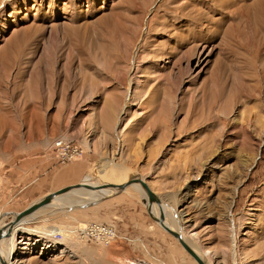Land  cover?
<instances>
[{
  "label": "rangeland",
  "instance_id": "rangeland-1",
  "mask_svg": "<svg viewBox=\"0 0 264 264\" xmlns=\"http://www.w3.org/2000/svg\"><path fill=\"white\" fill-rule=\"evenodd\" d=\"M107 165L207 264H264V0H0V224ZM77 193L20 225L62 238L19 264H197L139 185Z\"/></svg>",
  "mask_w": 264,
  "mask_h": 264
},
{
  "label": "water",
  "instance_id": "water-1",
  "mask_svg": "<svg viewBox=\"0 0 264 264\" xmlns=\"http://www.w3.org/2000/svg\"><path fill=\"white\" fill-rule=\"evenodd\" d=\"M130 185H139L146 197L147 200L144 198L143 202L148 205V212L150 216L170 235H172L178 242L179 244L183 247V249L197 262V264H206V262L197 254V252L182 238V236L175 230L174 228L168 226L164 221H165V214L161 208V202L159 198L156 196V194L150 189L149 185L147 182L142 179L139 176H131L127 178L126 181L120 183V184H113V183H108L106 186L101 185V184H90V183H85V182H78L75 184H70L64 187H61L55 191L49 192L46 195H44L41 199L37 200L36 202H33L23 210L16 212V213H11L12 218L6 222H4L0 226V241L6 238H11L13 236V233L15 232L14 229L18 227L21 223H23L24 219L32 213H34L36 210H38L41 207H44L52 202V200L58 196L62 195L65 193H68L69 191L75 190V189H83L86 191H96L100 192L103 189H109V193L113 191H122L124 190L127 186ZM108 195V194H105ZM101 197H104L101 196ZM155 204L158 207V215L154 216L151 212V205ZM9 215V214H8ZM2 216H0V219ZM15 229V230H16ZM16 239L17 241L20 238V231L16 230ZM24 242V241H23ZM14 260V256H11L10 262ZM0 264H10L8 263L3 257L0 252Z\"/></svg>",
  "mask_w": 264,
  "mask_h": 264
},
{
  "label": "bare ground",
  "instance_id": "bare-ground-1",
  "mask_svg": "<svg viewBox=\"0 0 264 264\" xmlns=\"http://www.w3.org/2000/svg\"><path fill=\"white\" fill-rule=\"evenodd\" d=\"M255 4V3H254ZM252 5V4H251ZM243 7H244V9H243ZM243 7H241L240 9V13L238 14V13H235V12H231L230 14L236 19V20H238V26L243 22V21H245V22H247V20H248V17H249V13H250V11L252 12V8L253 9H255L254 7H253V5L252 6H243ZM229 14V15H230ZM203 61L202 60H199L198 61V63L196 64V66L198 65V64H200V63H202ZM136 67L133 65L132 66V68L131 69H135ZM133 74H134V72H133ZM133 90V86H131L130 87V89L127 91V96L129 97L130 96V92ZM131 95H132V93H131ZM131 100V99H130ZM127 105V104H126ZM125 106V105H124ZM125 111V107L121 110V112L123 113ZM121 123V119H119V123L118 124H120ZM107 166H109L108 168V171H101L100 172V174L102 175V176H104L107 180H108V182H106V183H104L103 185L104 186H106L108 183H113V184H120V183H122V182H124V181H126L127 180V172H128V170H126V168L125 167H123V166H120V165H107ZM106 166V167H107ZM105 167V168H106ZM106 170V169H105ZM104 173V174H103ZM113 177H115V178H113ZM92 184H94V182L92 183ZM102 185V184H101ZM134 186H138V185H134ZM81 190H83V189H75V190H72V191H69L68 193H65V194H62V195H58V196H56L52 201L54 202V201H60V200H62V201H69L70 200V196L71 195H77L78 193L77 192H80ZM139 190H141V189H139ZM86 191V190H85ZM89 192V194H87V197L89 198L88 200H92V201H94V200H98V199H100L101 198V196H103V195H105V194H108L109 193V189H103V190H101L100 192H96V191H88ZM96 195V196H95ZM80 200V199H79ZM80 201H84V200H80ZM161 208H162V210H163V208H167L166 207V205H162V203H161ZM40 209V208H39ZM36 212V211H35ZM34 212V213H35ZM38 212V211H37ZM151 212H152V214L154 215V216H157L158 215V210H156V208L154 207V204H152L151 205ZM164 212V211H163ZM34 213H32V214H34ZM165 214V213H164ZM31 216V215H30ZM166 217V216H165ZM26 218H28V217H26ZM168 226H170V227H172V228H174L173 227V224H171V222H169V221H167L166 220V218H165V221H164ZM3 224V222L0 224V226ZM21 225H22V223H21ZM21 227V226H20ZM20 227H17V228H20ZM16 229V228H15ZM15 229H14V231H15ZM21 229H22V227H21ZM28 231L31 233L32 231L31 230H29L28 229ZM16 232V231H15ZM28 233V232H27ZM48 233V232H47ZM49 233H54V232H49ZM179 234L182 236V238L184 239V240H186L185 239V237H184V235L181 233V232H179ZM42 235H44V234H42ZM14 237V236H13ZM9 238L10 239V244H11V246L13 247V246H15V244H14V242H13V240H14V238ZM186 242H187V240H186ZM3 240L2 241H0V252H1V254H2V257L8 262V263H10V264H12L11 262H10V258H11V256H12V247H8V249H7V253H5V251L3 250ZM237 244H236V242H235V240L233 239V247H235ZM198 252V251H197ZM204 261H205V259H204V256L203 255H201V254H199V253H197ZM207 264V263H206Z\"/></svg>",
  "mask_w": 264,
  "mask_h": 264
},
{
  "label": "built area",
  "instance_id": "built-area-1",
  "mask_svg": "<svg viewBox=\"0 0 264 264\" xmlns=\"http://www.w3.org/2000/svg\"><path fill=\"white\" fill-rule=\"evenodd\" d=\"M56 147H62L63 142L61 140H58L54 143ZM82 233H80L81 237H85L87 240L95 241V242H106L107 238L113 235V231L110 227L106 225H89L86 230H81ZM36 240L34 241L37 243H41L43 246L53 247L56 246L57 242H59L62 238V234L60 230H57L54 233H45L43 237L37 236ZM21 241V239L19 240Z\"/></svg>",
  "mask_w": 264,
  "mask_h": 264
},
{
  "label": "crops",
  "instance_id": "crops-1",
  "mask_svg": "<svg viewBox=\"0 0 264 264\" xmlns=\"http://www.w3.org/2000/svg\"><path fill=\"white\" fill-rule=\"evenodd\" d=\"M34 220H36V217H33V216H28V218H25L24 219V221H23V223L22 224H24V223H31L32 221H34ZM21 225V224H20ZM20 225H18V227H20ZM22 227V229H20ZM20 228H17L16 230H21L20 232H24V233H27L28 232V234L30 235H33V233H30L29 231H28V227H24V226H21ZM31 229V228H30ZM15 230V231H16ZM15 233V232H14ZM21 235V234H20ZM36 237L37 236H39V235H35ZM40 237H43L42 235H40ZM12 238V237H11ZM7 239H9V238H7ZM21 239V241H19ZM3 240H6V239H3ZM15 241V248L17 247V249H15V251L13 252V247L11 246V244H10V241H9V243H3L2 245H3V247L4 248H8V247H12V253H13V256H14V260H13V263L14 264H19L20 263V257H16V252H18L19 254H23V253H25V254H28V253H30V250H31V246H32V244L34 243V241L36 240V238H30V237H27L26 235L23 237L22 235L20 236V238H19V240L17 241V239L15 238L14 239ZM24 241V242H23ZM22 242H23V244H22ZM18 244H21L20 246L18 245ZM26 245V246H25ZM25 246V247H24ZM25 249V250H24ZM35 256H26V261L27 262H33L34 260L33 259H35L34 258Z\"/></svg>",
  "mask_w": 264,
  "mask_h": 264
}]
</instances>
